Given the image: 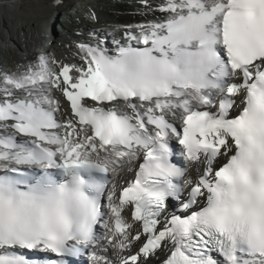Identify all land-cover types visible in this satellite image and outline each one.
I'll return each instance as SVG.
<instances>
[{
  "label": "snow or ice",
  "instance_id": "6c2138e0",
  "mask_svg": "<svg viewBox=\"0 0 264 264\" xmlns=\"http://www.w3.org/2000/svg\"><path fill=\"white\" fill-rule=\"evenodd\" d=\"M139 2L17 21L80 62L0 71V264H264V0Z\"/></svg>",
  "mask_w": 264,
  "mask_h": 264
},
{
  "label": "bare ground",
  "instance_id": "6f19581e",
  "mask_svg": "<svg viewBox=\"0 0 264 264\" xmlns=\"http://www.w3.org/2000/svg\"><path fill=\"white\" fill-rule=\"evenodd\" d=\"M74 1L75 0H63V6L52 10L56 11L57 14H60L63 8L72 4ZM51 2L52 0H0V71H15L18 64H25L31 58L38 56L45 51L49 56H54L61 61L69 63L80 62L79 57H74L73 55L75 48L71 46V39L67 38V36L74 38L71 35L65 36L57 33L50 44L44 43L41 46H37V43L32 41L25 43L22 37L18 34L16 28L17 21L23 20L29 16H34L41 11H48L49 9L47 6L51 4ZM138 2L139 0H93L88 2L87 5L89 6V9L92 8L91 6L100 7L109 5L111 8L128 10L130 17L132 18L131 21L138 24L146 22L148 19H151L153 15L150 12L149 15L145 16L143 12L146 11V9H142L140 2ZM153 2L158 3L159 0ZM126 3L132 4L133 7H129ZM92 9H94L95 12L97 11L95 8ZM138 9L141 11L138 12ZM85 11L88 10L85 8ZM58 16L59 15H57V19ZM118 19L119 22H121L120 25H129L123 22L124 17L120 16ZM76 27H79L82 31L83 35L80 38L85 40L88 39V33L91 30H88L85 21L81 20L79 25H69L66 27L67 32L72 33L73 29ZM53 46L54 48L58 47L60 52L52 53L51 48Z\"/></svg>",
  "mask_w": 264,
  "mask_h": 264
},
{
  "label": "rangeland",
  "instance_id": "374dc122",
  "mask_svg": "<svg viewBox=\"0 0 264 264\" xmlns=\"http://www.w3.org/2000/svg\"><path fill=\"white\" fill-rule=\"evenodd\" d=\"M76 1H79V2H76ZM80 1L81 0H75L74 2H76L73 6H70L68 5V8L65 10L66 12L64 14H62L61 18H60V23L62 22H66L70 19H73V18H76V17H80V19L82 21H85L87 27H88V30H105L104 27L107 26V23L109 22H113V23H120L119 22V16H122L124 17V20L123 22L124 23H130V20L132 19L128 13V10H124L122 8H111L109 7V5L107 6H100V7H94V6H91L92 8H95L97 11V15H99V18H98V22H91L90 20L87 21V18H86V15H87V11H85L83 9V6H84V3L82 5H80ZM88 1V0H87ZM90 1H93V0H90ZM73 2V3H74ZM82 2V1H81ZM72 3V4H73ZM129 7H133L132 4H129V3H126ZM75 8H78L77 11L75 12L74 9ZM72 9V10H71ZM83 9V10H82ZM121 9V10H120ZM124 10V11H123ZM150 13V12H149ZM148 13V15H149ZM119 15V16H117ZM117 16V18H116ZM86 18V20H85ZM69 25L66 24V27H68ZM68 39H74V38H71L70 36H67ZM57 48V49H55ZM54 46L51 48V51L52 53H59L60 52V49L58 47H55Z\"/></svg>",
  "mask_w": 264,
  "mask_h": 264
}]
</instances>
